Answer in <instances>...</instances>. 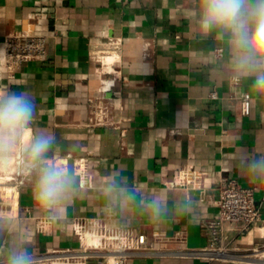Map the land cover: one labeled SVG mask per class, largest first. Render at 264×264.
I'll return each instance as SVG.
<instances>
[{"label":"crops","instance_id":"crops-1","mask_svg":"<svg viewBox=\"0 0 264 264\" xmlns=\"http://www.w3.org/2000/svg\"><path fill=\"white\" fill-rule=\"evenodd\" d=\"M196 7L197 0H0V56L11 32L49 37L47 60L23 64L15 78L0 72L1 95L35 97L31 135H56L44 164L59 168L65 157L86 158L88 173L84 187L67 181L74 196L55 218L33 200L35 175L19 187L15 214L0 216V262L22 243L30 255L79 248L73 222L85 217L146 236L153 251L126 264H206L192 251L207 245L204 224L218 215L219 189L231 179L256 189L264 221V174L247 167L264 159V94L236 72L230 37L201 31ZM110 37L122 38V79L104 93L112 103L109 122L93 125L88 101L113 77L101 74L92 50ZM112 57L117 54L104 62ZM245 93L251 96L247 116L241 113ZM182 170L195 186L165 185ZM157 198L166 209L158 216L147 207ZM41 217L49 221L43 232ZM263 241L251 230L232 245L247 254ZM88 264L105 263L92 258Z\"/></svg>","mask_w":264,"mask_h":264},{"label":"built area","instance_id":"built-area-1","mask_svg":"<svg viewBox=\"0 0 264 264\" xmlns=\"http://www.w3.org/2000/svg\"><path fill=\"white\" fill-rule=\"evenodd\" d=\"M48 38L43 34L24 31L7 34L4 39L3 53L0 56V72L5 70L9 78H15L23 64L47 60ZM121 44V37H110L93 46L92 55L94 60L101 65V74L113 77L108 87L102 88L99 95L91 97L88 101L90 122L93 125H103L109 122L112 103L110 99L105 97L104 93L111 89L115 79H122L121 70L117 67V64L121 62ZM113 53H116L118 58L110 66L104 62L103 56ZM216 55L223 57V49L218 48ZM210 97L216 99L218 97L217 92L212 91ZM250 110L251 96L245 93L241 98V113L247 116L250 114ZM70 159L71 157H65L59 162L62 174L67 172ZM74 167L76 175L80 178L79 185L81 187L88 185L87 159L80 158L74 161ZM196 183V179L192 177L189 171L182 170L168 180L165 185L186 188L195 186ZM21 185L24 184L16 185L17 190ZM255 193V188L245 187L235 179L222 184L217 201L218 215L204 224L208 243L205 247L195 249L192 253L204 259L206 264L227 261L255 264L236 258L243 255L248 256V254L238 253L232 245L235 238L251 230L258 231L264 239V221L255 203ZM16 209L17 206L15 208L11 203L4 205L0 202V216H13ZM48 222L45 217L38 219V230L45 231ZM73 228L80 242L79 248L55 249L45 255H31L34 258V264H88L89 259L92 258H101L105 264H126L130 257L138 254H150L153 251L147 244L144 234L132 236L126 230L106 222L91 221L81 217L74 220ZM251 251L264 252V241L253 247ZM0 264H7V261H1Z\"/></svg>","mask_w":264,"mask_h":264},{"label":"clouds","instance_id":"clouds-1","mask_svg":"<svg viewBox=\"0 0 264 264\" xmlns=\"http://www.w3.org/2000/svg\"><path fill=\"white\" fill-rule=\"evenodd\" d=\"M192 15L198 17L205 34L215 32L220 38L230 37L236 72L252 79L251 88L256 94H264V0H197ZM36 110L35 97L27 91L0 95V156L20 149L21 160L35 171L34 202L42 209H51L55 218L72 202L74 193L62 169L43 163L56 144V135L42 131L23 141ZM247 167L250 173L264 174V159L252 161ZM147 207L157 216L166 210L158 198ZM186 212H193L191 206ZM7 264H34V258L22 243L10 251Z\"/></svg>","mask_w":264,"mask_h":264},{"label":"rangeland","instance_id":"rangeland-1","mask_svg":"<svg viewBox=\"0 0 264 264\" xmlns=\"http://www.w3.org/2000/svg\"><path fill=\"white\" fill-rule=\"evenodd\" d=\"M101 65H99L100 68ZM12 154L15 157L14 163L12 165H9L7 168L2 169L0 167V176L3 177V180L5 182L0 183V202H2L4 205H8L9 203H12L14 194H18V190L16 188V185H20V183H28L29 181H33V176L35 175V171H30L27 164H25L20 157V149H16ZM48 165V164H47ZM53 165V164H52ZM4 186V187H2ZM5 186H14L15 189L10 194L4 193L7 190L5 189ZM4 189V190H3ZM4 191V192H3ZM16 191V192H14ZM6 195V196H5ZM256 254H260V252H254L249 251L247 254L248 256L256 257ZM246 261H250L252 263H255L252 261V259L249 258H240Z\"/></svg>","mask_w":264,"mask_h":264},{"label":"bare ground","instance_id":"bare-ground-1","mask_svg":"<svg viewBox=\"0 0 264 264\" xmlns=\"http://www.w3.org/2000/svg\"><path fill=\"white\" fill-rule=\"evenodd\" d=\"M104 58H105V56H103V60H104ZM118 58V56L117 57H112V58H110V61H109V65L111 66V64L113 63V62H115L116 61V59ZM111 71H112V69L111 68H109ZM108 81V84H110V82H111V80H107ZM30 135H31V132H26L25 134H24V136H23V141L24 142H27V140L29 139V137H30ZM14 160H15V157H14V155L12 154V153H10V154H8V155H6V156H0V167L2 168V169H5V168H7L9 165H12L13 163H14ZM59 163V162H58ZM1 182H5L4 180H3V177L2 176H0V183ZM2 187H4V186H2ZM5 189L7 190V193L8 194H10L11 195V192L15 189V187L14 186H5ZM4 190V189H3ZM4 192V191H3ZM14 192H16V191H14ZM18 192V191H17ZM16 192V193H17ZM4 193H6V192H4ZM18 195V194H17ZM17 195L16 194H14V196H12L13 197V200H12V203L11 204H13V205H15V203H16V199H17ZM6 196V195H5ZM256 254V253H255ZM245 256H247V255H243V256H241V257H245ZM236 258H238V259H240L239 257H236ZM251 259H252V261L253 262H255V264H264V252H261L260 254H258L256 257H252L251 256Z\"/></svg>","mask_w":264,"mask_h":264},{"label":"water","instance_id":"water-1","mask_svg":"<svg viewBox=\"0 0 264 264\" xmlns=\"http://www.w3.org/2000/svg\"><path fill=\"white\" fill-rule=\"evenodd\" d=\"M63 177L65 179V181L67 182L70 178L75 179V182L73 183L74 185H78L79 184V176L76 175L75 173V167H74V160L70 159L68 162V167H67V172L65 174H63Z\"/></svg>","mask_w":264,"mask_h":264}]
</instances>
